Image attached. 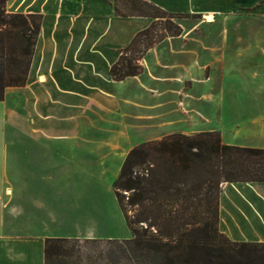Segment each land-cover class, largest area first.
I'll return each mask as SVG.
<instances>
[{"label": "crops", "instance_id": "1", "mask_svg": "<svg viewBox=\"0 0 264 264\" xmlns=\"http://www.w3.org/2000/svg\"><path fill=\"white\" fill-rule=\"evenodd\" d=\"M114 1L7 0L8 12L42 19L25 84L0 98V264H45L49 237H109L104 205L93 202L95 166L120 158L122 167L129 150L157 139L173 121L160 101L175 86L192 97L198 132L264 148V0H148L199 15L197 81L188 88L171 76L178 63L160 78H148L142 60L141 73L111 76L120 50L157 19L118 15ZM184 34L172 38L192 52ZM167 40L150 48L157 60ZM219 225L235 241L264 242V181L224 182Z\"/></svg>", "mask_w": 264, "mask_h": 264}, {"label": "trees", "instance_id": "2", "mask_svg": "<svg viewBox=\"0 0 264 264\" xmlns=\"http://www.w3.org/2000/svg\"><path fill=\"white\" fill-rule=\"evenodd\" d=\"M6 1L0 0V98L7 86L25 84L42 19L40 14L8 12ZM113 5L122 16L182 15L148 0H115ZM157 19L120 50L110 69L114 79L142 72L140 60L152 42H141ZM226 181H264V148L226 144L219 131L174 133L142 142L128 152L114 183L120 202V189L130 191L128 204L137 208L134 218L127 216L133 237L93 240L134 243L141 264H260L252 253L264 242L215 243L221 234L220 192ZM141 222L147 226H134ZM71 240L79 239L47 238L45 264L58 262V245Z\"/></svg>", "mask_w": 264, "mask_h": 264}, {"label": "rangeland", "instance_id": "3", "mask_svg": "<svg viewBox=\"0 0 264 264\" xmlns=\"http://www.w3.org/2000/svg\"><path fill=\"white\" fill-rule=\"evenodd\" d=\"M198 20L199 15L190 14H182L175 17L166 16L157 19L152 33L143 36L141 46L148 42H152V47L150 48H153L168 37L172 41L167 40L168 42L159 50L158 60L155 53L150 51V48L144 53L141 60L144 63V72L148 78L151 76L152 72L158 75L159 78L164 77L162 73L168 67L167 65L178 63L179 66H172L169 68L173 70L171 76L175 78V81H183L179 78L185 77V88L191 86L192 82L197 81L196 31ZM175 32L179 34L174 35ZM183 32L185 33L184 37H187L185 41L192 43L191 46L193 47L191 48H194L192 52L179 51L181 41L173 40L174 38H172L173 36L182 35ZM174 89L172 97L164 94L163 101H160L163 110L159 111L162 112V115L166 118L172 116L173 121L170 123L164 122L163 125L165 126L159 128L161 132L157 139L150 141L161 140L173 133H182L186 135L198 133L199 116L192 97H189V101L184 100V94L181 88L175 86ZM185 109H187L186 112ZM182 112L188 115L182 116ZM171 124L172 126H170ZM120 161V158H116L107 160L104 165L95 166V169L98 170L100 174V177L97 179V184L100 186H97L94 190L93 202L95 205L97 203L104 205V207L102 206L104 225H96L99 227L102 226L104 235L109 236L105 239H130L133 237V232L128 223L127 216L131 219L134 218L137 208L131 207L128 204V197L131 192L120 189L123 196V203H121L114 187V183L121 170ZM103 169L104 171L102 172ZM93 215L95 218L99 216L96 210ZM134 226L145 228L147 223L141 222L138 225L134 224ZM218 228L221 234L216 238V244L227 245L230 241H235L227 233L223 232L220 225ZM152 232L155 233L156 229H152ZM58 248L60 249L61 255L58 256L59 260L55 264H141V259L137 257V249L134 243L79 239L60 244ZM252 256L257 259L256 261L258 263L264 264V247L260 248L257 253H252Z\"/></svg>", "mask_w": 264, "mask_h": 264}, {"label": "bare ground", "instance_id": "4", "mask_svg": "<svg viewBox=\"0 0 264 264\" xmlns=\"http://www.w3.org/2000/svg\"><path fill=\"white\" fill-rule=\"evenodd\" d=\"M210 19H212V15H211V18Z\"/></svg>", "mask_w": 264, "mask_h": 264}]
</instances>
